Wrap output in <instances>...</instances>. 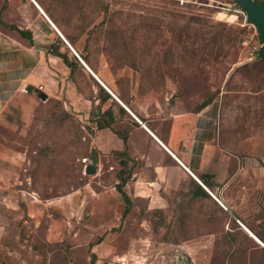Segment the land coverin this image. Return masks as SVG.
<instances>
[{
	"label": "rangeland",
	"instance_id": "obj_1",
	"mask_svg": "<svg viewBox=\"0 0 264 264\" xmlns=\"http://www.w3.org/2000/svg\"><path fill=\"white\" fill-rule=\"evenodd\" d=\"M38 1L95 70L143 102L168 114L215 101L231 132L264 131L261 43L234 0ZM36 10L31 0H0L1 17L22 28L34 29ZM82 84L92 94L91 81ZM89 126L60 96L18 97L5 113L0 161L49 203L33 217L25 205L6 208L0 264H228L227 248L220 239L206 246L200 228L167 226L141 200L123 214L108 171L84 173Z\"/></svg>",
	"mask_w": 264,
	"mask_h": 264
},
{
	"label": "crops",
	"instance_id": "obj_2",
	"mask_svg": "<svg viewBox=\"0 0 264 264\" xmlns=\"http://www.w3.org/2000/svg\"><path fill=\"white\" fill-rule=\"evenodd\" d=\"M36 17L34 29L18 26L31 39L0 24V124L18 97H35L37 90L60 96L90 125V157L97 153L94 178L108 171L114 178L110 189L120 199L116 185L123 182L132 208L141 200L146 211L166 216L167 226L204 230L206 246L220 239L228 264H264V131L246 136L238 126L231 132L215 101L196 111L165 114L119 78L95 73L48 15ZM52 44L61 52L68 48L70 58L76 56L71 48L78 54L92 94H86L82 77L72 93L70 70L49 52ZM95 81L111 98L101 99ZM105 119L108 125L100 127ZM19 170L0 161V241L7 232V207L25 205L33 217L49 203L39 200L29 178L23 186Z\"/></svg>",
	"mask_w": 264,
	"mask_h": 264
},
{
	"label": "trees",
	"instance_id": "obj_3",
	"mask_svg": "<svg viewBox=\"0 0 264 264\" xmlns=\"http://www.w3.org/2000/svg\"><path fill=\"white\" fill-rule=\"evenodd\" d=\"M257 1H259L264 6V2H262L260 0H257ZM36 2L40 5V7L50 17V19H52V21L61 30V32L63 33V35L65 36V38L69 42V44L76 50V48L74 47L72 41L62 31L60 25L58 24L56 18L52 15V13L49 12V10L44 7V5L42 4L41 1L36 0ZM1 14L2 13L0 12V24L1 25L7 27L10 30L16 31L23 38L31 39L30 32H28L27 30H24V29H20L18 26L14 25V24H9V23L4 22L2 20V18H1V16H2ZM49 52L51 54L59 57L62 60V62L69 68V70H70V77L72 78V80H77V82H78L79 79H81V77L82 78H85L84 73L82 71V69L84 68V66L81 64V62L79 61V59L76 56H73V58H70L68 56V52H69V49L68 48H67L66 51L61 52V51H59V46L58 45L52 44L51 47H50ZM79 55H80V53H79ZM80 57L96 73V70L88 63V61L83 56L80 55ZM258 59H261V58H258ZM83 80H81V81H83ZM96 84L99 86L100 92L102 93V95H101V99L102 100H107V99L111 98V96H110L109 93H107L97 82H96ZM92 120H93V118H91V122H92ZM103 125H108V120L105 119V124H101L100 123L99 126L101 127ZM89 128H90V126H89ZM89 154H90V152H89ZM122 186H123V182H120V183H118L116 185V189L120 193L121 199H122V201L124 203V209H123L122 213L125 214V215H127L131 211V209H132V201L128 198V196L126 195V193L123 191Z\"/></svg>",
	"mask_w": 264,
	"mask_h": 264
},
{
	"label": "water",
	"instance_id": "obj_4",
	"mask_svg": "<svg viewBox=\"0 0 264 264\" xmlns=\"http://www.w3.org/2000/svg\"><path fill=\"white\" fill-rule=\"evenodd\" d=\"M31 1L40 10V12L46 16V14L41 9V7L34 0H31ZM234 3L240 6L243 9V11L246 13L247 22L255 26L257 33H258L259 42L261 43V46L257 50V58L264 59V6L263 4H261L257 0H234ZM26 91L31 92L32 87L28 85L26 87ZM37 96L42 101H45L48 97L47 94L41 90H37ZM96 165H97V153L93 151L91 155L90 163L85 165L84 173L88 175L94 174L96 171Z\"/></svg>",
	"mask_w": 264,
	"mask_h": 264
},
{
	"label": "built area",
	"instance_id": "obj_5",
	"mask_svg": "<svg viewBox=\"0 0 264 264\" xmlns=\"http://www.w3.org/2000/svg\"><path fill=\"white\" fill-rule=\"evenodd\" d=\"M240 12H242V13L244 14V18H246V16H245V12H244L242 9H240ZM72 51H73V53L76 55V57H77L79 60H81L80 57L78 56V54H77L73 49H72ZM82 161H83V163L85 164L88 160H87V158H82ZM84 167H85V165H84ZM201 185L204 186L202 183H201ZM204 188H205V186H204Z\"/></svg>",
	"mask_w": 264,
	"mask_h": 264
},
{
	"label": "bare ground",
	"instance_id": "obj_6",
	"mask_svg": "<svg viewBox=\"0 0 264 264\" xmlns=\"http://www.w3.org/2000/svg\"><path fill=\"white\" fill-rule=\"evenodd\" d=\"M35 1V0H34ZM36 2V1H35ZM37 3V2H36ZM38 4V3H37ZM39 5V4H38ZM42 9V8H41ZM45 13V12H44ZM47 16V15H46Z\"/></svg>",
	"mask_w": 264,
	"mask_h": 264
}]
</instances>
